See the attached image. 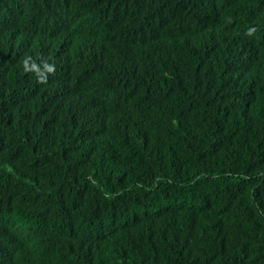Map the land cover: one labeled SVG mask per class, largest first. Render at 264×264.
I'll return each instance as SVG.
<instances>
[{
    "label": "trees",
    "instance_id": "16d2710c",
    "mask_svg": "<svg viewBox=\"0 0 264 264\" xmlns=\"http://www.w3.org/2000/svg\"><path fill=\"white\" fill-rule=\"evenodd\" d=\"M0 264H264V0H0Z\"/></svg>",
    "mask_w": 264,
    "mask_h": 264
},
{
    "label": "clouds",
    "instance_id": "9594fccd",
    "mask_svg": "<svg viewBox=\"0 0 264 264\" xmlns=\"http://www.w3.org/2000/svg\"><path fill=\"white\" fill-rule=\"evenodd\" d=\"M53 69L51 67H49V71H52Z\"/></svg>",
    "mask_w": 264,
    "mask_h": 264
}]
</instances>
